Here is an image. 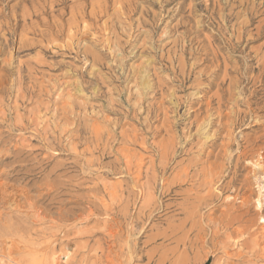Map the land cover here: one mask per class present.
<instances>
[{
	"label": "rangeland",
	"instance_id": "374dc122",
	"mask_svg": "<svg viewBox=\"0 0 264 264\" xmlns=\"http://www.w3.org/2000/svg\"><path fill=\"white\" fill-rule=\"evenodd\" d=\"M255 161L264 0H0V264H264Z\"/></svg>",
	"mask_w": 264,
	"mask_h": 264
},
{
	"label": "bare ground",
	"instance_id": "6f19581e",
	"mask_svg": "<svg viewBox=\"0 0 264 264\" xmlns=\"http://www.w3.org/2000/svg\"><path fill=\"white\" fill-rule=\"evenodd\" d=\"M253 164H254V166L257 167V170L262 171L263 174H264V163H261L260 161H255ZM216 188H218V187L216 186L215 189H216ZM171 191H172V190L170 189V192H171ZM256 206H258L259 208L262 207V203H261V201H260L259 199H257ZM260 217H261V216H260ZM261 218H262V221H264V217H261ZM183 221H184V220H183ZM183 221H182V222H183ZM182 222H181V223H182ZM240 234H242V232H240ZM7 247H8L9 249L12 248L11 244L7 245Z\"/></svg>",
	"mask_w": 264,
	"mask_h": 264
}]
</instances>
